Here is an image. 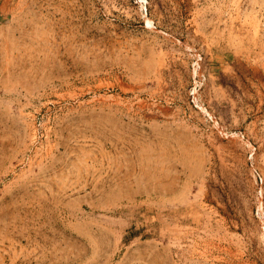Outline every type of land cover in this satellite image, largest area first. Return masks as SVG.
I'll return each mask as SVG.
<instances>
[{
	"label": "rangeland",
	"instance_id": "rangeland-1",
	"mask_svg": "<svg viewBox=\"0 0 264 264\" xmlns=\"http://www.w3.org/2000/svg\"><path fill=\"white\" fill-rule=\"evenodd\" d=\"M0 264H264V0H0Z\"/></svg>",
	"mask_w": 264,
	"mask_h": 264
}]
</instances>
